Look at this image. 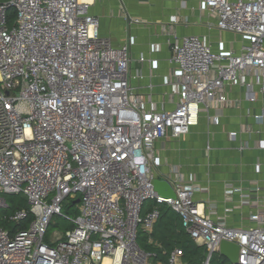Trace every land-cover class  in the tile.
<instances>
[{"label": "built area", "instance_id": "obj_1", "mask_svg": "<svg viewBox=\"0 0 264 264\" xmlns=\"http://www.w3.org/2000/svg\"><path fill=\"white\" fill-rule=\"evenodd\" d=\"M92 1L0 2V210L9 208L4 195L23 194L30 204L7 219L26 228L0 227V264H150L158 256L141 248L138 232L151 235L160 210L144 213L148 201L180 216L206 248L202 264H212L224 241L238 246L237 264H264V188L257 198L228 190L240 205L260 207L251 227L235 228L213 219L214 208L197 202L199 189L180 176L171 184L175 199L159 196L152 171L156 142L189 135L203 108L231 101L229 89L246 87L251 104L264 98V0H201L218 30L243 45L216 52L201 36L172 43V110L135 95L130 47L101 36ZM255 118L264 122V109ZM66 204H78L74 228L47 240ZM165 256L156 264H188L181 248Z\"/></svg>", "mask_w": 264, "mask_h": 264}, {"label": "crops", "instance_id": "obj_2", "mask_svg": "<svg viewBox=\"0 0 264 264\" xmlns=\"http://www.w3.org/2000/svg\"><path fill=\"white\" fill-rule=\"evenodd\" d=\"M90 14L99 20L101 36L112 46L130 47L131 86L140 100L157 109L165 103L164 108L172 110L175 106L168 101L178 100L165 84L172 71L171 45L177 39L207 37L216 52H228L232 46L239 52L243 45L242 37L218 30L216 18L205 11L201 0H93ZM228 91L231 101L203 108L189 135L156 142L152 171L171 184L182 177L199 189L197 202L207 211L214 208L213 219L245 229L253 225L250 216L260 207L256 202L240 205V195L228 190L242 189L253 198L262 195L257 188H264V122L255 117L264 109V98L258 96L251 104L246 87Z\"/></svg>", "mask_w": 264, "mask_h": 264}, {"label": "trees", "instance_id": "obj_3", "mask_svg": "<svg viewBox=\"0 0 264 264\" xmlns=\"http://www.w3.org/2000/svg\"><path fill=\"white\" fill-rule=\"evenodd\" d=\"M8 1L9 0H4L2 3H7ZM9 18H14V12L12 10H9ZM148 202H150V204H148ZM148 202L144 205V212L158 208L160 210V218L149 237L152 238V243L148 242L145 247L141 248L146 252H158V254L162 256L160 260L165 261V253L178 247L184 250L185 259L188 264H202L205 259L206 248L195 244L192 238L185 232L180 216L165 204H158L155 201ZM73 203L74 201H72V204ZM4 224L13 230L18 227L26 228V224L17 226L10 223L8 220L5 222L1 221L0 227H4ZM139 239L140 232H138V242ZM223 259L225 262H229L224 257Z\"/></svg>", "mask_w": 264, "mask_h": 264}, {"label": "rangeland", "instance_id": "obj_4", "mask_svg": "<svg viewBox=\"0 0 264 264\" xmlns=\"http://www.w3.org/2000/svg\"><path fill=\"white\" fill-rule=\"evenodd\" d=\"M1 2L4 0H0ZM228 39V37H227ZM5 200L7 201V204L9 205L8 209H1L0 210V222L2 220H7L9 217H11L15 211L26 209L28 210L30 208L29 200L28 198L21 194V195H4ZM150 204V202H148ZM64 214L66 218L62 217H55L53 220L52 225L49 228L47 240H56L60 237H65L67 232L71 231L74 228V224L72 223V219L77 217L78 214V204L77 205H64ZM5 229H10L6 224H4ZM140 232V239L139 244L143 248L147 245L149 242L150 235L146 232H144L142 229H139ZM153 254H157L158 258L151 257L150 258V264H156L158 260L162 258L161 254L159 255L158 252H149ZM212 264H231L229 262H225L223 257L216 253L212 259Z\"/></svg>", "mask_w": 264, "mask_h": 264}, {"label": "water", "instance_id": "obj_5", "mask_svg": "<svg viewBox=\"0 0 264 264\" xmlns=\"http://www.w3.org/2000/svg\"><path fill=\"white\" fill-rule=\"evenodd\" d=\"M155 192L165 199H175L176 193L171 183L166 180L155 179L154 180ZM219 254L227 259L231 264H237L239 258V248L237 245L230 242H222Z\"/></svg>", "mask_w": 264, "mask_h": 264}]
</instances>
